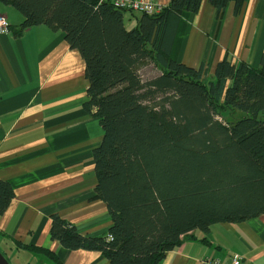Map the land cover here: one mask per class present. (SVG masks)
Listing matches in <instances>:
<instances>
[{"label":"trees","instance_id":"16d2710c","mask_svg":"<svg viewBox=\"0 0 264 264\" xmlns=\"http://www.w3.org/2000/svg\"><path fill=\"white\" fill-rule=\"evenodd\" d=\"M208 1L220 18L227 3L236 13L244 0ZM0 2L23 17L9 27L14 35L45 25L79 51L89 82L83 109L103 130L92 151L94 191L111 226L87 237L52 215V240L99 251L109 264H157L194 230L264 214V57L258 69L223 57L209 79L203 65L169 56L181 13H197L203 0H170L131 29L128 11L99 0ZM144 60L161 69L146 81L136 68ZM13 199L0 180V214Z\"/></svg>","mask_w":264,"mask_h":264},{"label":"crops","instance_id":"0c3cea01","mask_svg":"<svg viewBox=\"0 0 264 264\" xmlns=\"http://www.w3.org/2000/svg\"><path fill=\"white\" fill-rule=\"evenodd\" d=\"M153 1L165 7L170 0ZM126 13L131 29L140 14ZM0 15L12 30L23 20L1 2ZM169 56L195 69L203 65L209 79L223 57L260 68L264 0H244L236 13L229 2L220 18L208 0L197 13L183 11ZM88 85L85 61L63 32L37 25L19 35L0 33V180L14 190L0 214V251L10 264H109L99 251L67 249L49 234L52 215L87 237L104 235L111 226L94 191L92 151L103 130L83 109ZM259 117L264 120V112ZM234 254L241 264H264V214L194 230L157 264H200L205 257L229 261Z\"/></svg>","mask_w":264,"mask_h":264},{"label":"built area","instance_id":"2783aa9c","mask_svg":"<svg viewBox=\"0 0 264 264\" xmlns=\"http://www.w3.org/2000/svg\"><path fill=\"white\" fill-rule=\"evenodd\" d=\"M107 2L114 8L126 10L136 14H155L158 13L162 6L156 4L153 0H99ZM9 25L3 15H0V33H8ZM241 256L234 254L229 261H222L217 258H202L200 264H241Z\"/></svg>","mask_w":264,"mask_h":264},{"label":"rangeland","instance_id":"374dc122","mask_svg":"<svg viewBox=\"0 0 264 264\" xmlns=\"http://www.w3.org/2000/svg\"><path fill=\"white\" fill-rule=\"evenodd\" d=\"M125 15H127V13H125ZM136 68L143 81H146L149 78L156 76L161 71V69L158 66L154 65L152 62L148 60L142 61ZM222 117L224 118V120H227V121L232 120V117L229 116L228 112L223 113Z\"/></svg>","mask_w":264,"mask_h":264},{"label":"water","instance_id":"95a60500","mask_svg":"<svg viewBox=\"0 0 264 264\" xmlns=\"http://www.w3.org/2000/svg\"><path fill=\"white\" fill-rule=\"evenodd\" d=\"M0 264H10L0 251Z\"/></svg>","mask_w":264,"mask_h":264}]
</instances>
